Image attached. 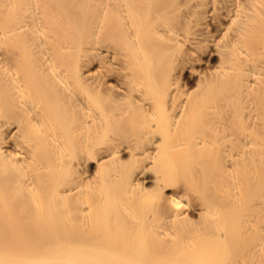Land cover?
Returning a JSON list of instances; mask_svg holds the SVG:
<instances>
[{
    "label": "bare ground",
    "instance_id": "6f19581e",
    "mask_svg": "<svg viewBox=\"0 0 264 264\" xmlns=\"http://www.w3.org/2000/svg\"><path fill=\"white\" fill-rule=\"evenodd\" d=\"M0 264H264V0H0Z\"/></svg>",
    "mask_w": 264,
    "mask_h": 264
}]
</instances>
